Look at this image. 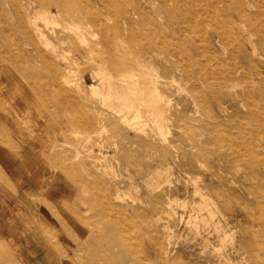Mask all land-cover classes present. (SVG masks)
Masks as SVG:
<instances>
[{
    "label": "rangeland",
    "instance_id": "1",
    "mask_svg": "<svg viewBox=\"0 0 264 264\" xmlns=\"http://www.w3.org/2000/svg\"><path fill=\"white\" fill-rule=\"evenodd\" d=\"M4 65L70 246L0 264H264V0H0Z\"/></svg>",
    "mask_w": 264,
    "mask_h": 264
},
{
    "label": "crops",
    "instance_id": "2",
    "mask_svg": "<svg viewBox=\"0 0 264 264\" xmlns=\"http://www.w3.org/2000/svg\"><path fill=\"white\" fill-rule=\"evenodd\" d=\"M30 87L10 67L0 71V256L70 246L55 205L46 199L56 174L51 150L56 132ZM72 243V242H71ZM10 252V251H9ZM35 262L44 264L43 251Z\"/></svg>",
    "mask_w": 264,
    "mask_h": 264
},
{
    "label": "bare ground",
    "instance_id": "3",
    "mask_svg": "<svg viewBox=\"0 0 264 264\" xmlns=\"http://www.w3.org/2000/svg\"><path fill=\"white\" fill-rule=\"evenodd\" d=\"M158 2V1H157ZM41 12V11H40ZM37 13V12H36ZM39 17V16H38ZM41 19H43V18H41ZM44 20V19H43ZM48 23V22H47ZM46 23V24H47ZM153 73V72H152ZM97 87V86H96ZM129 87H131L134 91L132 92L133 93V97H134V100H139V102H140V104L142 105V106H144L145 105V99H143V96H142V94H141V92H139V89H137V88H133V86L132 85H129ZM93 92L96 94V95H98V96H103V98H104V101H108L109 100V97L111 96V94H112V92H111V90H106V89H104V88H99V87H97V88H94L93 87ZM155 92L157 91V90H154ZM154 92V93H155ZM130 101L128 100L127 101V103H129ZM151 103H152V101H151ZM203 198V197H202ZM204 199V198H203ZM207 201V200H206ZM201 204V203H200ZM206 204H208V203H205V205ZM201 208L203 207V205L202 206H200ZM206 208L207 207H209L210 208V206H205ZM204 208V207H203ZM208 209V208H207ZM213 212V211H212ZM214 214V213H213ZM211 215H212V213H211Z\"/></svg>",
    "mask_w": 264,
    "mask_h": 264
}]
</instances>
